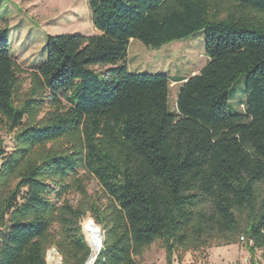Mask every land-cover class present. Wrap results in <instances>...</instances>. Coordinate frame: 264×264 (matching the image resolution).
I'll list each match as a JSON object with an SVG mask.
<instances>
[{"label": "trees", "instance_id": "1", "mask_svg": "<svg viewBox=\"0 0 264 264\" xmlns=\"http://www.w3.org/2000/svg\"><path fill=\"white\" fill-rule=\"evenodd\" d=\"M94 34H49L24 90L0 28V264H86L81 228L102 230L92 264H142L163 242L198 249L240 241L264 254V0H87ZM204 31L198 73L130 72L146 47ZM104 67L101 70L94 66ZM244 76L241 112L229 88ZM181 82L169 110L170 83ZM98 189L89 191V181ZM77 195L76 201L69 199ZM251 241V243H249Z\"/></svg>", "mask_w": 264, "mask_h": 264}, {"label": "rangeland", "instance_id": "2", "mask_svg": "<svg viewBox=\"0 0 264 264\" xmlns=\"http://www.w3.org/2000/svg\"><path fill=\"white\" fill-rule=\"evenodd\" d=\"M9 29V44L13 58L22 68L21 78L25 79L24 90L29 87V73L36 70L46 58L45 43L47 35L59 33L94 34L97 29L91 21L87 0H0V28ZM207 57L204 50V31L198 30L190 36L168 42L160 48L146 47L141 41L131 39L128 45L126 64L130 72L165 73L171 78L196 74L205 65ZM101 70L104 67L94 66ZM181 82L172 81L168 97L169 110L175 109V100ZM244 76H239L229 88L230 112H241L245 100ZM4 147L10 150L12 134L0 129ZM1 162V159H0ZM89 191L97 190L94 180L89 181ZM77 195L70 194L74 202ZM91 218L89 215L87 216ZM81 221L84 238L95 256L83 231L85 219ZM94 222V221H93ZM100 230L102 239V230ZM249 250L245 242L215 245L211 242L202 248H175L171 263L166 259L161 240H156L144 249L138 260L142 264H250ZM253 257L256 264H264L263 249L257 248ZM261 259V260H259ZM259 261V262H258ZM261 261V262H260Z\"/></svg>", "mask_w": 264, "mask_h": 264}, {"label": "bare ground", "instance_id": "3", "mask_svg": "<svg viewBox=\"0 0 264 264\" xmlns=\"http://www.w3.org/2000/svg\"><path fill=\"white\" fill-rule=\"evenodd\" d=\"M93 220L89 217L85 218V223L83 224V231L88 239L89 245L95 252L101 246V235L100 230L96 227ZM93 256V255H92Z\"/></svg>", "mask_w": 264, "mask_h": 264}, {"label": "built area", "instance_id": "4", "mask_svg": "<svg viewBox=\"0 0 264 264\" xmlns=\"http://www.w3.org/2000/svg\"><path fill=\"white\" fill-rule=\"evenodd\" d=\"M240 241L244 242L245 239L243 236L240 237ZM251 243V241H249ZM100 250V248H99ZM61 256L58 253V251L54 247H50L47 252H46V263L47 264H61ZM86 264H91L89 262H86ZM192 264V263H189ZM198 264H203V263H198Z\"/></svg>", "mask_w": 264, "mask_h": 264}, {"label": "water", "instance_id": "5", "mask_svg": "<svg viewBox=\"0 0 264 264\" xmlns=\"http://www.w3.org/2000/svg\"><path fill=\"white\" fill-rule=\"evenodd\" d=\"M101 246H102V239H101ZM95 257H96V255L95 256L90 255L87 262L92 264L94 262Z\"/></svg>", "mask_w": 264, "mask_h": 264}, {"label": "crops", "instance_id": "6", "mask_svg": "<svg viewBox=\"0 0 264 264\" xmlns=\"http://www.w3.org/2000/svg\"><path fill=\"white\" fill-rule=\"evenodd\" d=\"M259 260H261V259H259ZM259 262V261H258ZM261 262V261H260Z\"/></svg>", "mask_w": 264, "mask_h": 264}]
</instances>
